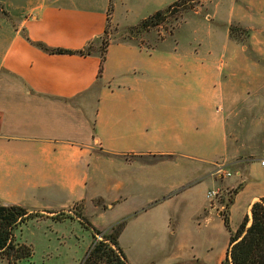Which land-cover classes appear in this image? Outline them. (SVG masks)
<instances>
[{"label":"crops","instance_id":"0c3cea01","mask_svg":"<svg viewBox=\"0 0 264 264\" xmlns=\"http://www.w3.org/2000/svg\"><path fill=\"white\" fill-rule=\"evenodd\" d=\"M173 1L0 0L9 13L0 12V201L51 224L84 225L81 212L106 233L125 218L117 237L125 264H139L129 249L145 237L193 243L212 215L223 224L208 192L236 177L217 175L236 162L249 177L256 153L241 162L232 142L235 92L211 71L227 61L210 46L166 51L121 38L108 41L99 72L98 49L49 53L34 42L81 48L107 22L133 26ZM224 38L236 41L226 28ZM249 187L244 180L233 194L232 230L264 195Z\"/></svg>","mask_w":264,"mask_h":264},{"label":"rangeland","instance_id":"374dc122","mask_svg":"<svg viewBox=\"0 0 264 264\" xmlns=\"http://www.w3.org/2000/svg\"><path fill=\"white\" fill-rule=\"evenodd\" d=\"M225 28L236 41H226ZM121 38L150 44L155 41L166 51L177 47L183 52L195 47L203 52L204 47L210 46L213 54L225 58V65L211 71L215 72V79H223L235 92L234 115L230 119L232 142L239 148L241 162L248 160L251 151L256 156L249 162L246 179L245 167L236 162L227 164L217 175L223 180L231 172L236 184L230 187L223 180L212 205L225 209V202L244 180L250 183L251 190L264 186V165L259 161L264 158V0H194L191 7L175 5L161 24L150 28H142L138 23L123 27L107 22L104 33L91 43V48L102 51L105 42ZM240 167L242 172H236ZM178 212L182 229L186 231L189 213L185 202L180 203ZM211 217L204 227L206 230L193 243L184 234L177 239L145 237L130 245L129 254L139 264H146L150 257L155 259V264H164L168 259L169 264H221L228 232L217 216ZM16 237L30 244L33 252L15 264H75L76 261L82 264L92 233L88 226L77 222L51 224L48 220L32 218L21 225ZM0 264L10 263L0 256Z\"/></svg>","mask_w":264,"mask_h":264},{"label":"trees","instance_id":"16d2710c","mask_svg":"<svg viewBox=\"0 0 264 264\" xmlns=\"http://www.w3.org/2000/svg\"><path fill=\"white\" fill-rule=\"evenodd\" d=\"M194 0H175L164 8L157 9L143 18L138 25L142 28L158 26L172 12L175 5L182 8L191 7ZM112 4L109 5V11ZM1 12L9 15L0 4ZM135 26V25H134ZM39 48L49 53H81L87 54L92 51L91 43L81 48H65L49 46L41 41L34 42ZM108 42H105L103 50L100 51V67L105 58V49ZM240 186V185H239ZM237 186L234 192L237 191ZM229 198L225 202V209L221 210V217L225 228L228 230V241L221 264H264V195L254 200L250 206V214H245L236 227L232 230L229 220V205L232 202ZM43 213L30 211L19 203H5L0 201V256L15 264L21 258H28L32 255L33 249L30 244L20 241L16 237V231L21 225L32 218H38ZM81 222L91 228L92 239L88 245L82 264H125L126 257L118 243V233L122 229L125 218L113 225L110 232H102L95 227L86 217L78 212ZM57 217V216H56ZM58 218V217H57ZM99 234L101 238H97ZM114 245L115 247H112Z\"/></svg>","mask_w":264,"mask_h":264},{"label":"built area","instance_id":"2783aa9c","mask_svg":"<svg viewBox=\"0 0 264 264\" xmlns=\"http://www.w3.org/2000/svg\"><path fill=\"white\" fill-rule=\"evenodd\" d=\"M260 163L264 164V158L260 160ZM227 173H229V172H227ZM208 193H209V196L211 198H214L217 195V191L216 190H209ZM97 238H101V236L99 235V236H97Z\"/></svg>","mask_w":264,"mask_h":264}]
</instances>
